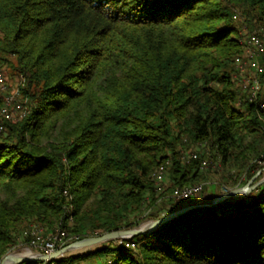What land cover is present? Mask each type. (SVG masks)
<instances>
[{
    "label": "trees",
    "instance_id": "obj_1",
    "mask_svg": "<svg viewBox=\"0 0 264 264\" xmlns=\"http://www.w3.org/2000/svg\"><path fill=\"white\" fill-rule=\"evenodd\" d=\"M262 26L264 0H0V66L23 78L27 110L0 133V262L35 225L78 240L135 227L178 186L205 192V154L191 155L205 142L236 180L254 177L264 52L256 98L236 59L244 28ZM135 239L136 253L107 240L64 260L264 264V181Z\"/></svg>",
    "mask_w": 264,
    "mask_h": 264
},
{
    "label": "built area",
    "instance_id": "obj_2",
    "mask_svg": "<svg viewBox=\"0 0 264 264\" xmlns=\"http://www.w3.org/2000/svg\"><path fill=\"white\" fill-rule=\"evenodd\" d=\"M237 14L235 15V17ZM245 36V53L243 57H238L236 60L239 64V85L244 91L246 89L250 92L251 98H256L260 91V78L263 66L259 55L264 52V27H258L256 30H248L244 28ZM9 82L7 81V75L4 71V68L0 66V133L6 129V121L16 120L22 118L27 110H25V103L21 97L19 89L15 93H8ZM261 105L264 106V101H261ZM197 151H192L191 155L197 157ZM211 162L205 157L202 161V169L210 166ZM254 170L257 173L264 172V154L262 157L256 159L254 163ZM166 165L165 163L155 171L154 178L159 185V189L162 190L163 184L165 182L166 174ZM204 183H196L187 186H178L173 193L170 195L174 200H189L192 196H197L202 194L204 191ZM231 187L227 184H221L220 190L222 193H227L231 191ZM217 196V195H216ZM44 230L38 228L36 225L32 229L34 234V239L29 245V253L32 255H51L60 248H63L64 245L70 242L68 237V232L66 229H56L49 231L47 234H43ZM115 244L118 247H124L128 250H135L137 248V241L134 237H126L121 239H116ZM73 253L69 252L64 254L61 257L49 258L44 260L43 264H86L83 261H78L77 263H70L65 261L64 257L69 256ZM64 260V261H63Z\"/></svg>",
    "mask_w": 264,
    "mask_h": 264
},
{
    "label": "rangeland",
    "instance_id": "obj_3",
    "mask_svg": "<svg viewBox=\"0 0 264 264\" xmlns=\"http://www.w3.org/2000/svg\"><path fill=\"white\" fill-rule=\"evenodd\" d=\"M240 16H241V14L238 15V17H240ZM6 72H7V74H6L7 75V81L9 82V88L7 90L8 93L9 94L11 92L15 93V89H16V91L19 89L20 94H18V96L22 97L21 91H20V83H22L21 79H23V78H21V75L17 74L16 72L15 73L14 72H8V71H6ZM22 100L25 103L24 98H22ZM195 150L196 151L200 150V152L204 153L205 157H207L208 160L211 162V165L205 170V174L208 177V180H206V185H207L206 188L207 189L205 188V192H203V194H200L197 196H192L191 199H189L187 201H180V200L176 201L172 197L169 196L170 193L169 194L166 193L163 196V198L160 199V201L157 203L156 208L151 210L152 214L149 217H146L144 219H140L139 224H137L135 226H140L143 228L149 227V225L151 223L155 222L159 218H163L165 216H168L172 211L177 210V208L182 207L185 204H189V203L197 202V201H205L210 196L216 197L215 193H217V191L216 190L212 191L213 189L211 188L212 186L214 188V185L227 184L231 188H234L236 186H244V185L248 184V182H250V184H252V185H256L260 181H262L264 178V174H263V176L260 177L259 181H255L260 175V174L257 175V173H256L255 176L252 178H250L248 176V177H245L244 179H242L240 181L236 180L235 178L238 177L235 175L236 170L225 167L221 162H218V159L216 156V151L210 143L205 142L204 144H202L200 147H198ZM261 175H262V173H261ZM238 181H239V184H237L236 186L233 187L232 185L235 184L234 182L238 183ZM170 184H171L170 178L167 176V173H166L163 188L168 187ZM220 193H222V192H220ZM217 195H219V194H217ZM243 195H239V196L237 195L234 198H231L229 201L239 199V198L243 197ZM149 212H150V210H145L146 214H149ZM112 240L115 243L116 239H112ZM74 241L75 240H70V242H74ZM106 242H104V244ZM101 244H103V243L92 244V245L86 246V247H79L78 249L71 250V253L77 254L78 252L90 251V250L100 246ZM29 247H30L29 245L20 243L19 245H17L13 249H11L9 252L16 253V254L27 253L29 251ZM137 249L138 248H136L135 250H131V252L136 253V252H138ZM67 253H69V252L67 251ZM113 259H114L113 262H111L109 260V258L103 259V260L99 261V263H97V264H120L121 257L119 255H114Z\"/></svg>",
    "mask_w": 264,
    "mask_h": 264
},
{
    "label": "water",
    "instance_id": "obj_4",
    "mask_svg": "<svg viewBox=\"0 0 264 264\" xmlns=\"http://www.w3.org/2000/svg\"><path fill=\"white\" fill-rule=\"evenodd\" d=\"M258 174L260 173H257V175ZM263 181H264V178L259 183ZM256 185H252L250 184V182H248V184L244 186H236L232 188L230 192L220 193L214 198L213 201H206V202L197 201V202L185 204L182 207L177 208V210L172 211L168 216L159 218L155 222L151 223L149 227H146V228L135 226L133 228H122L120 230L106 232L101 235H92L89 237L79 238L78 240H75L74 242H70L64 245L63 248H60L59 250H57L56 252L52 253L49 256L45 254H39V255L34 256L32 254L27 255L25 253L16 254V253L8 252L6 256L3 258V260L0 262V264H17V263L27 262V261L47 260L49 258L61 257L64 254H67V251L71 252V250L78 249L79 247H86L92 244H100V243L106 242L107 240H112V239L135 237L138 234L149 232L152 229L159 227V225H161L164 221L169 220L173 217H176L187 211H190L195 207H206L209 205L220 203V201H229L231 198H234L237 195L246 194L250 190H252V188L255 187Z\"/></svg>",
    "mask_w": 264,
    "mask_h": 264
},
{
    "label": "crops",
    "instance_id": "obj_5",
    "mask_svg": "<svg viewBox=\"0 0 264 264\" xmlns=\"http://www.w3.org/2000/svg\"><path fill=\"white\" fill-rule=\"evenodd\" d=\"M264 174V173H263ZM213 190L212 191H217V193H215L216 195L217 194H220V192H221V190H220V185H214V188H213V186L211 187ZM210 188V189H211ZM212 193V192H211ZM241 195H243V194H241ZM239 196V195H238Z\"/></svg>",
    "mask_w": 264,
    "mask_h": 264
},
{
    "label": "bare ground",
    "instance_id": "obj_6",
    "mask_svg": "<svg viewBox=\"0 0 264 264\" xmlns=\"http://www.w3.org/2000/svg\"><path fill=\"white\" fill-rule=\"evenodd\" d=\"M214 198H215V197L210 196V197H208V198L205 200V202H206V201H213ZM25 254H27V255H31L29 252H27V253H25Z\"/></svg>",
    "mask_w": 264,
    "mask_h": 264
}]
</instances>
